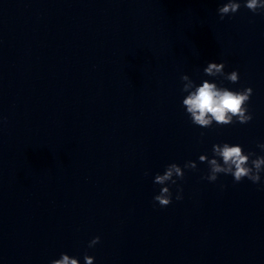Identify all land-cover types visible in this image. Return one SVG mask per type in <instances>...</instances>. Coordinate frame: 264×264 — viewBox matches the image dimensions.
Wrapping results in <instances>:
<instances>
[{"label": "water", "instance_id": "obj_1", "mask_svg": "<svg viewBox=\"0 0 264 264\" xmlns=\"http://www.w3.org/2000/svg\"><path fill=\"white\" fill-rule=\"evenodd\" d=\"M226 2L0 0V264H264V173L201 179L214 144L264 155V12L221 20ZM184 74L251 87L253 119L194 125ZM188 161L183 199L154 206L155 175Z\"/></svg>", "mask_w": 264, "mask_h": 264}, {"label": "clouds", "instance_id": "obj_2", "mask_svg": "<svg viewBox=\"0 0 264 264\" xmlns=\"http://www.w3.org/2000/svg\"><path fill=\"white\" fill-rule=\"evenodd\" d=\"M244 6L253 14L264 12V0H245ZM241 7L239 0H227L217 11L220 19L225 16L235 14ZM225 62H210L203 69L206 76L223 77L232 83L239 81V72L233 70L225 73ZM183 82L182 92L188 93L182 101L186 113L190 116L194 125L210 128L215 122L218 126H227L235 122L247 124L253 116L248 110V102L253 90L251 87L243 90L234 91L226 87H220L215 82L205 79L201 84L196 85L195 81L186 74L181 76ZM203 136V133H201ZM257 147L264 152V143H258ZM255 157V158H253ZM199 161L207 163L208 174L201 179L209 182H215L219 174L231 175L235 183H239L245 178L253 184H260L261 173H264V155L257 156L254 152L245 153L239 144H214L212 146V158L207 155H200ZM184 169L197 170V164L194 161H188L183 168L176 163L166 166L163 174L157 173L153 183L160 185L159 194L153 197L154 206L158 202L161 208L167 207L173 202V193L171 186H176L177 201L183 199V188L177 184L178 180H184ZM150 173L145 171L144 175ZM225 187V185H221ZM100 242V237H94L88 244V247H94ZM94 257L84 255L85 264H94ZM50 264H80L79 259L70 257L68 254L61 253L59 259H54Z\"/></svg>", "mask_w": 264, "mask_h": 264}]
</instances>
